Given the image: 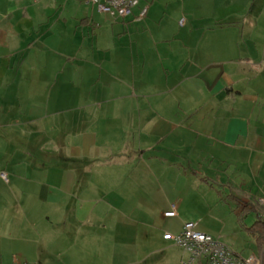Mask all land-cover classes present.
Instances as JSON below:
<instances>
[{"label":"crops","instance_id":"0c3cea01","mask_svg":"<svg viewBox=\"0 0 264 264\" xmlns=\"http://www.w3.org/2000/svg\"><path fill=\"white\" fill-rule=\"evenodd\" d=\"M261 195L264 0H0L2 264H187L189 211Z\"/></svg>","mask_w":264,"mask_h":264},{"label":"built area","instance_id":"2783aa9c","mask_svg":"<svg viewBox=\"0 0 264 264\" xmlns=\"http://www.w3.org/2000/svg\"><path fill=\"white\" fill-rule=\"evenodd\" d=\"M141 0H87L97 7L101 13L108 14L112 19H129ZM147 9H143L140 17H144ZM183 24V21H182ZM1 178L9 182L6 173H1ZM261 218L264 221V198L259 199ZM176 209L166 213L168 217H174ZM166 239L174 243L188 254L187 264H264V253L243 256L233 248L210 234L201 232L193 224H186L177 236L166 235ZM0 264L1 258H0ZM12 264H35L28 261H20L13 258Z\"/></svg>","mask_w":264,"mask_h":264},{"label":"rangeland","instance_id":"374dc122","mask_svg":"<svg viewBox=\"0 0 264 264\" xmlns=\"http://www.w3.org/2000/svg\"><path fill=\"white\" fill-rule=\"evenodd\" d=\"M184 20L183 23L185 22ZM208 212L209 214H207L206 210L189 211L190 217L195 223L200 221L203 224L209 225L212 229V234L221 238L223 242L235 250L245 253L247 256L255 250L252 235L241 229L240 224L237 222V214L229 205H226V207H213V210ZM254 221V215H250L246 219L249 226Z\"/></svg>","mask_w":264,"mask_h":264},{"label":"trees","instance_id":"16d2710c","mask_svg":"<svg viewBox=\"0 0 264 264\" xmlns=\"http://www.w3.org/2000/svg\"><path fill=\"white\" fill-rule=\"evenodd\" d=\"M139 6L136 9H138ZM143 9H147V8H143ZM147 13L144 17L141 18H145L147 16ZM237 203L241 210L240 213L238 214V221L241 226V229L251 234L256 239V244L259 247V249L264 250V221L262 220V218L259 217L258 220L255 222V224L251 227H248L245 223L247 216H249L252 213L259 215L260 211L258 210L257 206L253 205L252 203L243 202L242 200H237Z\"/></svg>","mask_w":264,"mask_h":264}]
</instances>
